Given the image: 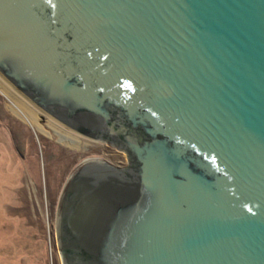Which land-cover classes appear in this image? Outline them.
I'll list each match as a JSON object with an SVG mask.
<instances>
[{
  "label": "water",
  "instance_id": "water-1",
  "mask_svg": "<svg viewBox=\"0 0 264 264\" xmlns=\"http://www.w3.org/2000/svg\"><path fill=\"white\" fill-rule=\"evenodd\" d=\"M0 75L89 160L62 264H264V0H0Z\"/></svg>",
  "mask_w": 264,
  "mask_h": 264
},
{
  "label": "rangeland",
  "instance_id": "rangeland-1",
  "mask_svg": "<svg viewBox=\"0 0 264 264\" xmlns=\"http://www.w3.org/2000/svg\"><path fill=\"white\" fill-rule=\"evenodd\" d=\"M11 89L41 112L42 131L16 116L14 99L0 91V264H62L56 225L70 176L89 160L127 167V153L75 133ZM56 132L80 148L60 143Z\"/></svg>",
  "mask_w": 264,
  "mask_h": 264
},
{
  "label": "bare ground",
  "instance_id": "bare-ground-1",
  "mask_svg": "<svg viewBox=\"0 0 264 264\" xmlns=\"http://www.w3.org/2000/svg\"><path fill=\"white\" fill-rule=\"evenodd\" d=\"M0 91L5 93V95H7V96H9V97L14 99L13 101L15 102V104H14V106L12 108V111L14 112V114L16 116H18L19 118L25 120L26 122H28L30 124H33V125L37 126L42 131V126L40 125V120H39L41 112L39 113L38 112L39 110H35V109L29 107L27 105L26 101L24 100V98H22L23 100L22 99H18L17 98L18 95L16 96L14 91L11 89V85H9L8 82L4 81L3 77H1V75H0ZM50 122L51 121H49V123ZM47 135H50L49 132L47 133ZM67 135L66 134H61L59 132L57 133V136L59 137V141H61L63 143H66L69 146H72L74 148H78L79 149L80 148L79 141L73 142L70 138L65 137Z\"/></svg>",
  "mask_w": 264,
  "mask_h": 264
},
{
  "label": "flooded vegetation",
  "instance_id": "flooded-vegetation-1",
  "mask_svg": "<svg viewBox=\"0 0 264 264\" xmlns=\"http://www.w3.org/2000/svg\"><path fill=\"white\" fill-rule=\"evenodd\" d=\"M69 136L74 138V140L70 138L73 142H77V141H78L77 139H75L74 136H72V135H69ZM65 137H66V136H65ZM59 142L62 143V144H65V143H63V142H61V141H59ZM127 167H128V166H127ZM127 167H117V168L125 169V168H127Z\"/></svg>",
  "mask_w": 264,
  "mask_h": 264
}]
</instances>
